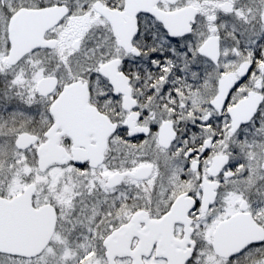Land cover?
<instances>
[{"label":"snow or ice","instance_id":"snow-or-ice-1","mask_svg":"<svg viewBox=\"0 0 264 264\" xmlns=\"http://www.w3.org/2000/svg\"><path fill=\"white\" fill-rule=\"evenodd\" d=\"M0 264H264V0H0Z\"/></svg>","mask_w":264,"mask_h":264}]
</instances>
